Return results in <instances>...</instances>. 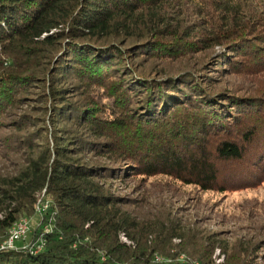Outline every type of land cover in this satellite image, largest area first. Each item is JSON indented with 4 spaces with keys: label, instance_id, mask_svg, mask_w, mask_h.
I'll list each match as a JSON object with an SVG mask.
<instances>
[{
    "label": "trees",
    "instance_id": "obj_1",
    "mask_svg": "<svg viewBox=\"0 0 264 264\" xmlns=\"http://www.w3.org/2000/svg\"><path fill=\"white\" fill-rule=\"evenodd\" d=\"M159 177L216 193L263 182L264 10L0 0V245L42 202L52 226L35 227L40 250L0 249V264H264L261 238L193 230L118 192Z\"/></svg>",
    "mask_w": 264,
    "mask_h": 264
},
{
    "label": "rangeland",
    "instance_id": "obj_2",
    "mask_svg": "<svg viewBox=\"0 0 264 264\" xmlns=\"http://www.w3.org/2000/svg\"><path fill=\"white\" fill-rule=\"evenodd\" d=\"M249 1H252L257 9L264 10V5H260L259 2ZM190 18L191 16L185 17V22L182 24L188 23ZM214 51L219 53L221 49L215 47ZM205 53V51L193 52L187 57L198 58ZM228 79L240 81L241 84L249 80L234 76H228ZM241 84L236 83L235 85ZM144 183L128 182L117 186L120 194L139 199L138 210L142 213L153 214L159 209H163L162 211L178 217L181 223L193 230L200 227L205 232H210L216 237L219 235L218 237L227 238L229 241L235 239L256 241L258 238L264 241V180L255 188L224 193L200 192L192 186L181 185L172 180L168 181L165 177L156 178L153 182H149L148 179ZM136 189L139 190L135 191ZM43 198L44 191L39 196V202ZM42 203L40 208L44 209L47 205L45 202ZM39 211L37 208L36 213L31 216L20 218L26 219L29 227L24 240L15 242V244L37 248L40 243H44L41 235L45 230L52 231V226L50 223H42ZM35 227L44 229V231L40 230L36 235H33ZM119 238L121 241L129 243L123 234ZM259 253H264V247L260 249ZM223 257L224 255L220 253L219 249H216L213 255L215 262H221ZM258 263L262 264L260 260Z\"/></svg>",
    "mask_w": 264,
    "mask_h": 264
},
{
    "label": "built area",
    "instance_id": "obj_3",
    "mask_svg": "<svg viewBox=\"0 0 264 264\" xmlns=\"http://www.w3.org/2000/svg\"><path fill=\"white\" fill-rule=\"evenodd\" d=\"M42 208H40L41 210ZM28 222L26 219H22L17 228L14 231L9 232L8 238L4 241L3 244L0 245L1 247H5V245H9V244H15V242L17 240H22L26 237V233L28 231ZM43 245V243L39 244V247H41ZM39 247H31L33 249H35L34 251H38L40 248Z\"/></svg>",
    "mask_w": 264,
    "mask_h": 264
},
{
    "label": "bare ground",
    "instance_id": "obj_4",
    "mask_svg": "<svg viewBox=\"0 0 264 264\" xmlns=\"http://www.w3.org/2000/svg\"><path fill=\"white\" fill-rule=\"evenodd\" d=\"M39 206V205H38ZM38 208V210H40V206L39 207H37ZM22 219H20V220H18L14 225H13V227L9 230V232H11V231H14L16 228H17V226H18V224H19V222L21 221ZM43 236V235H42ZM43 238V237H42ZM15 247V244H9V245H5V247H1L0 249H4V248H14ZM17 247V246H16ZM18 248V247H17Z\"/></svg>",
    "mask_w": 264,
    "mask_h": 264
}]
</instances>
